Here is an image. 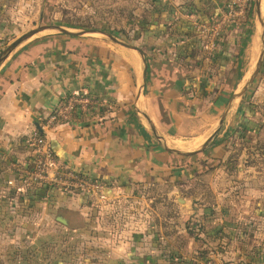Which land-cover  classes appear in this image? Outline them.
Segmentation results:
<instances>
[{
  "label": "crops",
  "instance_id": "crops-1",
  "mask_svg": "<svg viewBox=\"0 0 264 264\" xmlns=\"http://www.w3.org/2000/svg\"><path fill=\"white\" fill-rule=\"evenodd\" d=\"M155 1L163 7L151 16H161L165 22L150 25L145 19L144 33L136 38L141 46H134L137 52L98 35L55 33L30 40L5 59L0 67V223L47 226L45 234L49 224H60L68 237H49L53 245L92 240L88 253L99 264H175L170 259L175 253L195 255L192 247L188 253L180 250L179 234L163 222L171 219L168 205L174 208L173 204L166 203L165 211L157 212L158 202L148 196L155 188L167 192L166 198L179 191L165 181L177 177L180 169L169 161V156H178L165 149H170L167 142L192 131L189 98L197 93L164 94L147 67L184 66L182 75L197 82L208 75L238 80L237 72L227 68L240 60L238 51L247 36L241 34L244 44L239 45L238 25L229 29L215 50H208L192 23L212 22L226 0H182L177 7L172 0ZM173 76L166 73L167 79ZM71 95L91 96L96 104L70 124L48 132L47 138L64 167L106 186L97 201L38 183L25 188L22 182L26 170L33 168L28 136ZM225 95L222 90L218 99ZM139 107L147 112L142 108L141 113ZM178 118L182 127L175 134ZM147 202L156 213L150 231H127L130 211ZM95 225L105 232L93 233Z\"/></svg>",
  "mask_w": 264,
  "mask_h": 264
},
{
  "label": "rangeland",
  "instance_id": "rangeland-1",
  "mask_svg": "<svg viewBox=\"0 0 264 264\" xmlns=\"http://www.w3.org/2000/svg\"><path fill=\"white\" fill-rule=\"evenodd\" d=\"M227 1L212 22L193 21L192 27L202 44L205 40L208 50H215V46L217 48L225 40L224 36L230 28L240 26L238 44H244L245 36H247V42L241 52L238 51L237 56L240 60L236 61L233 67L230 65L227 68L228 70L233 68L232 70L237 72L239 83L232 79L223 80L222 75H220L221 79L208 75L203 81H199L197 95L193 97L191 95L189 98L192 107L190 110L193 112L187 115L191 117V125L188 129L192 128V131L187 136L178 135L175 138L184 143V147L176 146L171 141L167 142L170 149L194 152L204 146L217 130L221 114L232 97L246 88L256 69L259 59L254 63L255 65H252L251 44L257 31L261 32V54L264 50V12H262V25L257 13L256 0H253L247 17L239 21L237 25H229L228 21L222 18ZM172 2L177 7L183 1L172 0ZM162 3L164 4V1ZM162 7L155 0H51V2L49 0H0V57L16 41L39 25L56 26L70 34L91 31L89 34L98 35L100 38H106L100 34L106 33L136 47L137 35L139 37L143 35L146 20L150 22V25H163L165 22L161 16L156 18L151 16L153 12H160ZM45 14L49 16L48 19H44ZM221 20L227 27L219 35L214 36L210 31ZM200 29L202 31L206 29L208 33H202ZM164 31L165 26L162 32ZM55 33L50 29L40 30L17 49L34 38H43ZM241 34L244 35L243 39ZM210 39L214 46L211 45ZM222 90L226 95L218 99ZM139 109L144 114L142 108L139 107ZM263 115L264 59L255 82L243 98L233 101L223 125L211 144L201 154L196 155L198 156L196 162L180 167L176 173V176L184 177L188 183L187 189L182 192L175 191L166 198L167 192L155 188L148 196V198L154 197L155 202H158L157 212L165 211L166 203L173 204L174 208L170 209L169 213L171 219L167 217V220H163L164 223L169 224L170 232L173 233L178 232L176 224L181 225L189 216H195L198 219V216L203 213V208L217 206L215 221L208 225L209 228H217V231L208 235L214 237L216 241L206 242L204 248H209L211 255L206 262L199 260L200 264H246L247 257L244 255V250L248 246L247 241H250L251 245L246 250H254L255 245L256 254L260 253L262 257L260 264H264V151L258 152L255 148H249L244 144L246 140L239 139V135L235 136L237 132L234 131L246 126L250 130L256 129ZM181 127V120L178 118L175 134L181 130ZM241 153L236 169H231L232 165L227 166L231 156L236 157ZM252 163L256 167H252ZM192 196L197 208L200 209L198 213L193 212ZM147 204L149 203H141L136 211H130L131 221L126 226L127 231H135V229L139 231L141 229L143 232L150 231L149 222L155 221L156 213L151 205ZM228 206H232L233 212L238 216L237 225L240 230L244 223L247 225L249 222L246 232L239 231L233 235L232 230L236 225H230V222L225 219L228 215ZM48 226L45 234L47 226L32 223V225H25L24 228L18 224L10 225L9 222L0 223V264H99V260L89 256L88 253L92 240L83 242L66 240V244L61 242L59 245H53L49 237H52V240L64 239L68 237V231L57 223H51ZM75 226L77 224L73 225ZM92 232L100 234L105 232V229L95 225L92 227ZM227 233L234 236L231 247L227 246L228 237L225 235ZM201 237L205 240L207 235ZM170 259L175 264H193L194 260L178 256L177 253Z\"/></svg>",
  "mask_w": 264,
  "mask_h": 264
},
{
  "label": "built area",
  "instance_id": "built-area-1",
  "mask_svg": "<svg viewBox=\"0 0 264 264\" xmlns=\"http://www.w3.org/2000/svg\"><path fill=\"white\" fill-rule=\"evenodd\" d=\"M252 5L253 0H228L222 18H225L229 25H237L239 21L247 17L248 10ZM226 27L223 20H221L210 32L214 36L219 35ZM199 31L208 33L206 29H203V31L200 29ZM211 45L214 46L212 40ZM95 104V99L91 96L71 95L44 119L40 128L30 133L28 144L33 156V168L26 170L28 172L24 175L22 181L25 188L38 183L67 193H84L95 201L103 197L106 186L77 170L64 167L56 157L47 138L48 132L70 124L77 114L87 111Z\"/></svg>",
  "mask_w": 264,
  "mask_h": 264
},
{
  "label": "trees",
  "instance_id": "trees-1",
  "mask_svg": "<svg viewBox=\"0 0 264 264\" xmlns=\"http://www.w3.org/2000/svg\"><path fill=\"white\" fill-rule=\"evenodd\" d=\"M51 2V0H49ZM48 15L45 14L44 19H48ZM82 27H85L84 25H80ZM194 29V28H193ZM216 48V46H215ZM184 66H161V65H154V64H148L147 72L151 71V76L154 77V82L163 92L164 94H169L174 91L177 92H185L186 94L189 93H196L198 90V82L194 79H190L191 76L187 74L186 78L182 75L181 68ZM186 71H189L188 67L185 66ZM161 70L163 74H161ZM166 73L168 74H174L173 77L170 79H167ZM236 83L238 84L239 81L236 80ZM148 85V82H147ZM148 88V87H147ZM193 111V110H192ZM236 135H239V139L246 140L244 142L245 145H247L249 148H255L258 152L264 151V115L261 117V121L258 122V127L256 129L250 130L248 126L244 128H238L236 130ZM243 152V151H242ZM169 155V154H167ZM241 154H238L236 157H230L227 163V166L232 165L231 169H236L237 164L239 162V159L241 157ZM198 156H193L189 158H178L169 156V161L172 165H174L175 168H180L184 165L191 164L193 162H196ZM252 167H256L254 163L251 164ZM165 181L169 182V184L179 190V192H182L184 189H187L188 183L183 179L182 176L177 177H169L166 178ZM84 194V193H82ZM87 195V194H86ZM89 196V195H88ZM90 197V196H89ZM192 203H193V212H199L200 209L197 208L195 199L193 196L191 197ZM169 210L173 209L172 205H168ZM228 215L225 217L230 222V225H236L235 229H233V235L237 234L239 231H245L246 228L249 226V222L244 223L243 228L240 230L239 226L237 225L238 216L233 212L232 206H228ZM218 212L217 206H210L207 208H203V213L198 216V219L195 218V216H189L187 219L183 220L182 224H176L177 228H182V231L178 230L177 234H179V246L180 250L183 253H188V250L190 247L195 252V255H193L191 258L195 260L205 261L210 257L211 252L209 248H204V245L206 242H215L216 240L214 237H209L210 233L217 231V228H209V224L215 221L216 213ZM196 215V214H195ZM257 225V224H255ZM202 235H207V238L203 240L201 237ZM209 235V236H208ZM227 235V246L231 247L233 244V237L230 236L228 233ZM247 245L250 246L251 242L247 241ZM248 246L245 248L248 249ZM256 246L254 245V250L250 251L248 255H245L247 257V264H260V260L262 259L261 254H256L255 249ZM182 256V255H180ZM186 258V256H182ZM193 260V264H198ZM204 264V263H203Z\"/></svg>",
  "mask_w": 264,
  "mask_h": 264
},
{
  "label": "water",
  "instance_id": "water-1",
  "mask_svg": "<svg viewBox=\"0 0 264 264\" xmlns=\"http://www.w3.org/2000/svg\"><path fill=\"white\" fill-rule=\"evenodd\" d=\"M261 2L262 0H256V8H257V13H258V16H259V20L262 19V10H261ZM261 24L263 25V22L262 20L260 21ZM45 29H50V30H53L55 31L56 33H60V34H68V35H86V34H89L91 33V31H84V32H81L79 34H70V33H66L62 30H60L58 27L56 26H50V25H39L37 28H35L34 30H32L31 32H29L28 34H26L24 37H22L21 39H19L18 41H16L1 57H0V67L2 66L3 64V60L7 59L10 54H12L18 46H20L24 41H26L27 39H29L31 36H33V34H35L36 32L40 31V30H45ZM101 35L103 34L106 38L112 40L113 42L119 44V45H122L126 48H129V49H132L133 51L137 52V49L132 46L131 44L123 41V40H120V39H115L114 37H112L111 35L109 34H104V33H100ZM263 46H264V43H263ZM264 59V50L262 52V54H260L259 56V60H258V63H257V66H256V69L255 71L253 72L252 76L250 77L249 79V82L246 86V88L244 90H242L241 93L239 94H236L232 97V99L230 100L227 108L224 110V112L221 114V117H220V120H219V123H218V128L217 130L211 135V137L205 142L204 146L200 149V150H197V151H194V152H180L178 150H173V149H165L166 152H169V153H172V154H176V156L178 157H181V158H189V157H193V156H196L198 154H201L204 150H206V148L211 144V142L214 140L215 136L217 135L219 129L221 128V126L223 125L230 109H231V106L233 104V101L236 100V99H241L243 98V96L245 95L246 91L249 89L250 86H252V84L255 82L256 80V77L258 76L260 70H261V65H262V60ZM144 112H147L146 108L142 107ZM59 221L62 223V224H66L65 220H61L59 219Z\"/></svg>",
  "mask_w": 264,
  "mask_h": 264
},
{
  "label": "bare ground",
  "instance_id": "bare-ground-1",
  "mask_svg": "<svg viewBox=\"0 0 264 264\" xmlns=\"http://www.w3.org/2000/svg\"><path fill=\"white\" fill-rule=\"evenodd\" d=\"M261 10L262 12H264V0H262L261 2ZM252 47H251V55H252V59H253V63L252 65H255L254 63H256V61L259 59V56L261 54V32L259 33V31L256 32V37L254 38L253 42H252ZM134 61L137 62L138 60L136 59V57L134 56ZM140 63H139V69L140 70ZM174 145L176 146H180V147H184V143H181V141L179 140H173L172 141Z\"/></svg>",
  "mask_w": 264,
  "mask_h": 264
}]
</instances>
